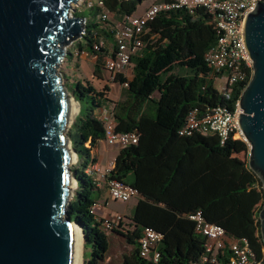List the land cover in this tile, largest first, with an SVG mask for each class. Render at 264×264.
Instances as JSON below:
<instances>
[{
	"label": "trees",
	"instance_id": "trees-1",
	"mask_svg": "<svg viewBox=\"0 0 264 264\" xmlns=\"http://www.w3.org/2000/svg\"><path fill=\"white\" fill-rule=\"evenodd\" d=\"M146 1L98 0L75 14L86 19L85 34L74 42L75 49L96 58L92 77L97 82L74 74L75 81L69 85L67 78L70 93L81 107L69 131L78 158L73 166L77 188L67 213L83 227L85 245L91 247V256L83 264H102L111 249L104 220L93 212L101 182L91 169L97 162L92 151L105 140V126L98 118L105 108H111L118 133L139 135L138 144L119 151L114 169L104 178L106 187L108 180L130 185L139 199L132 215L110 232L131 248L123 264H225L229 249L220 252L216 262L208 256L207 239L190 218L198 212L224 229L229 239L247 241L255 257L261 258L264 239L259 213L264 190L248 165V143L233 136L222 144L216 135L180 134L191 112L213 113L219 107L232 111L242 94L243 86L237 85L232 100H227L215 86L221 74H215L206 61L220 37L219 13L206 8L164 11L147 27L154 38L131 56V79L105 66L107 58H115L117 47L114 23L102 15L110 12L117 20H127L138 15ZM101 43L105 46L98 51ZM68 56L72 61L77 58L74 52ZM74 67L81 73L80 58ZM103 73L121 88L116 102L111 87L100 85ZM148 230L162 236L157 262L141 256V240Z\"/></svg>",
	"mask_w": 264,
	"mask_h": 264
},
{
	"label": "water",
	"instance_id": "water-1",
	"mask_svg": "<svg viewBox=\"0 0 264 264\" xmlns=\"http://www.w3.org/2000/svg\"><path fill=\"white\" fill-rule=\"evenodd\" d=\"M79 1L0 0V264H77L76 227L85 240L67 213L77 188L72 107H81L58 72L84 35ZM243 41L253 76L238 126L264 190V2L246 16ZM259 216L264 239V203Z\"/></svg>",
	"mask_w": 264,
	"mask_h": 264
},
{
	"label": "built area",
	"instance_id": "built-area-1",
	"mask_svg": "<svg viewBox=\"0 0 264 264\" xmlns=\"http://www.w3.org/2000/svg\"><path fill=\"white\" fill-rule=\"evenodd\" d=\"M262 2L264 0H174L171 4L154 3L141 15H135L127 20L116 19L113 22L116 31L117 53L115 58L109 57L106 59L105 66L108 70L117 72L129 67L131 56L145 47L147 39L154 38L148 32L147 27L155 21L160 13L172 9H187L193 12L199 8H206L211 13H219L216 18V26L220 34L216 46L206 55V61L215 74L226 77V85L221 92L227 100H232V88L242 85L244 90L253 76V62L248 56L243 41V26L248 13L255 9L257 3ZM92 6L93 4H90V7ZM113 16L110 12H105L102 18L111 21ZM84 25L86 27V19H84ZM104 46V43H101L96 49L100 51ZM74 55L77 58H83L88 54L75 51ZM241 112L239 100L232 111L225 107H219L213 113L206 114L195 110L190 113L180 134L183 136L194 134L202 136L216 135L224 144L231 136L234 139L243 136L238 126L237 116ZM98 118L104 123V142L108 146L117 147L121 150L138 144V134L118 133L116 131V122L112 110L103 109ZM86 146L89 148L90 143ZM114 167L113 163L108 166L104 178ZM107 190L109 196L116 201L126 202L132 197L138 196L130 185L117 180H108ZM96 207L93 208L94 213ZM190 218L196 223L197 232L206 237V252L208 256L213 258L214 262H216L215 257L220 252L229 249L231 255L225 264H264V256L256 258L247 241L229 239L224 229L207 222L201 212ZM123 219L122 215H117L114 218L104 220L105 231L110 233ZM161 240L162 236L160 234L150 230L146 231L141 240V256L147 260L157 262L160 258L158 245Z\"/></svg>",
	"mask_w": 264,
	"mask_h": 264
},
{
	"label": "rangeland",
	"instance_id": "rangeland-1",
	"mask_svg": "<svg viewBox=\"0 0 264 264\" xmlns=\"http://www.w3.org/2000/svg\"><path fill=\"white\" fill-rule=\"evenodd\" d=\"M157 0H148L145 2L144 6L140 9L138 15H141L145 12V10L154 4ZM98 2V0H80L76 5L73 6V15L76 13H82L86 11L88 8H90V4L95 5ZM116 19L113 16L111 18V22H114ZM107 48V47H106ZM109 48V47H108ZM75 45L72 43L67 47V53L68 52H74L75 53ZM85 62V73L80 74L83 79L91 80L94 84L97 83L93 81L92 77V72L94 70L93 67V58L89 55L84 56L83 58H80ZM75 61H72L71 56H68V58L64 59L63 63L59 66L58 72L59 75L62 76L63 78V84L65 87H67V90L70 92L69 87L67 86V78L70 80V84L74 83V74H77V72H74V66L76 63ZM226 85V77H217L215 78V86L217 87L218 90L222 91L225 88ZM112 89V95L115 96L120 89V86L118 85H111L110 86ZM72 95V94H71ZM110 107H112V104H110ZM76 118V117H75ZM75 118H73V123L75 121ZM70 131V130H69ZM237 139H242L244 140L243 136ZM87 147V146H86ZM249 161V157H248ZM77 163V160L74 162L73 166ZM76 190V188L74 189ZM107 203V212L109 213L111 218L116 217L117 215H122V216H130L134 207L138 203V197L134 196L132 197L129 201L123 202V201H116L110 196H104L100 202H98V207L104 206ZM96 207V209L98 208ZM107 234L110 236L111 240V249H110V263L107 264H122L123 261V256L124 254H128L131 248L124 242L122 238H119L118 236L111 234L107 232ZM83 239V237H82ZM85 241V240H84ZM82 240V259H81V264L84 263V259H88L91 256V247L89 245H85V242Z\"/></svg>",
	"mask_w": 264,
	"mask_h": 264
},
{
	"label": "crops",
	"instance_id": "crops-1",
	"mask_svg": "<svg viewBox=\"0 0 264 264\" xmlns=\"http://www.w3.org/2000/svg\"><path fill=\"white\" fill-rule=\"evenodd\" d=\"M92 58L94 60L93 61V67H94L95 62H96V58L95 57H92ZM84 69H85V62L81 59V70L82 71H81V73H77L75 75L78 78H82L80 74L85 73ZM74 72H75V67H74ZM118 72L124 74L129 79L132 78V76L130 74L131 68H129V67L123 68V69L119 70ZM102 77H103V80L99 81L100 85H102V86L113 85L111 78L108 77V75L106 73L105 74L103 73ZM120 92H121V88L118 90V92L115 96L111 95V99L115 102L118 101L120 99ZM107 109H111V108H107ZM101 111L99 113H101ZM119 151L120 150L117 147L108 146L104 141L99 142L97 147L92 151V157L96 158L97 162L92 166L91 169L93 171V175H94L95 179L98 180L99 182H101V184H100V198L98 199V202H100L104 196H109L106 184L104 183V176L107 172L108 166L112 163L115 165V161H116V158L118 156ZM106 206H107V203L104 206H100V208H99L98 203H97L98 208L95 210V215L97 216V218L99 220H106V219L111 218L109 213L107 212ZM131 215H132V213H131ZM123 217L125 218L126 216H123ZM127 217H129V216H127ZM110 259H112V258H110V254H108L107 259L102 264L110 263ZM122 264H123V262H122Z\"/></svg>",
	"mask_w": 264,
	"mask_h": 264
},
{
	"label": "bare ground",
	"instance_id": "bare-ground-1",
	"mask_svg": "<svg viewBox=\"0 0 264 264\" xmlns=\"http://www.w3.org/2000/svg\"><path fill=\"white\" fill-rule=\"evenodd\" d=\"M79 112V108L76 104L73 105L72 107V118H71V121L73 120V118L76 117V115L78 114ZM71 188L74 190L76 188V183L73 182ZM76 233H77V238H76V244L78 245L76 247L77 250V258H78V261H77V264H81V259H82V237H83V234L81 233L80 229L78 227H76Z\"/></svg>",
	"mask_w": 264,
	"mask_h": 264
}]
</instances>
